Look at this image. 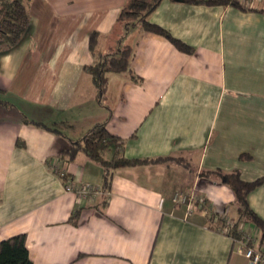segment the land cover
Instances as JSON below:
<instances>
[{
    "label": "crops",
    "instance_id": "0c3cea01",
    "mask_svg": "<svg viewBox=\"0 0 264 264\" xmlns=\"http://www.w3.org/2000/svg\"><path fill=\"white\" fill-rule=\"evenodd\" d=\"M124 3L27 0L25 35L0 50V242L24 234L32 264H250L241 241L264 254L260 232L243 223L241 240L228 236L220 222L236 219L233 193L200 173L264 177V12L162 0L148 19L191 46L186 54L138 28L121 38ZM94 32L97 53L133 47L140 82L108 73L98 97L86 71ZM100 123L126 159L181 157L190 166L119 167L104 189L98 163L59 158ZM67 179L101 192L79 198L65 191ZM177 192L193 193L195 208L175 204ZM248 203L264 221V184Z\"/></svg>",
    "mask_w": 264,
    "mask_h": 264
},
{
    "label": "trees",
    "instance_id": "16d2710c",
    "mask_svg": "<svg viewBox=\"0 0 264 264\" xmlns=\"http://www.w3.org/2000/svg\"><path fill=\"white\" fill-rule=\"evenodd\" d=\"M162 0H125L116 19V29L122 32L123 38L132 29L138 28L141 32H149L167 39L177 50L186 54H192L193 48L182 41L174 38L167 30L149 21V16L157 8ZM174 1V0H173ZM187 4L207 6H231L247 11L253 10L264 12V9H254L244 5L241 0H183ZM27 0H0V50L7 51L16 46L25 35L29 26V14ZM97 33H92L89 40V51L95 56L93 65L87 66L86 71L92 78L93 85L97 90L98 97L105 91L108 73L128 74L134 82L140 79L132 74L131 61L133 47L121 45L113 52L100 54L96 52ZM33 125L56 134L60 132L43 123L32 122ZM121 141L111 135L105 128V123L92 127L83 138L68 140V147L61 151L59 158L65 162H71L82 153L91 161L98 163L103 170V186L108 189L112 171L119 167H129L143 163H168L173 162L189 168V163L181 157H160L154 159H126L120 155ZM201 177H213L227 186L233 193V205L236 209V219L230 225L225 221L220 222V228L228 226L227 235L232 239L241 240L242 234L239 226L243 223L253 224L260 232L259 243H264V221L261 220L250 208L248 203L249 194L260 185L264 184V177L254 181H244L240 172L233 170L223 172L220 170L203 171ZM78 212L69 218L73 225L77 224ZM25 235L19 234L0 242V264H32L29 252L25 245ZM250 247L251 244L249 243Z\"/></svg>",
    "mask_w": 264,
    "mask_h": 264
},
{
    "label": "built area",
    "instance_id": "2783aa9c",
    "mask_svg": "<svg viewBox=\"0 0 264 264\" xmlns=\"http://www.w3.org/2000/svg\"><path fill=\"white\" fill-rule=\"evenodd\" d=\"M57 170V169H56ZM59 176L62 178L64 177V173L60 172ZM65 191L74 193L79 198H91L92 196L96 194H100L99 188H96L95 186L83 183V184H76L72 180L67 179L65 182ZM172 201L175 204H180L185 206L186 211L190 212L193 210L196 206V199L193 193L191 194H183V193H174ZM198 203H202L201 200L198 201ZM230 225L231 223H227ZM229 228L228 226L223 228V231L227 234ZM246 239V240H245ZM241 242H243V256L248 260L250 264H264V254L257 252L253 250L251 247H249V238H245Z\"/></svg>",
    "mask_w": 264,
    "mask_h": 264
},
{
    "label": "rangeland",
    "instance_id": "374dc122",
    "mask_svg": "<svg viewBox=\"0 0 264 264\" xmlns=\"http://www.w3.org/2000/svg\"><path fill=\"white\" fill-rule=\"evenodd\" d=\"M242 2H245L244 3V5L246 4V6H255V7H259L261 4L263 5L264 3H263V1L264 0H241ZM124 43H122L121 42V45H123ZM119 76H123L122 74H118ZM110 92H111V99L113 98V96H115V95H117L118 94V91H117V88H113V89H111L110 90ZM111 99H108L107 100V102L109 103V101L111 100Z\"/></svg>",
    "mask_w": 264,
    "mask_h": 264
},
{
    "label": "water",
    "instance_id": "95a60500",
    "mask_svg": "<svg viewBox=\"0 0 264 264\" xmlns=\"http://www.w3.org/2000/svg\"><path fill=\"white\" fill-rule=\"evenodd\" d=\"M174 1H176V2H182L183 0H174Z\"/></svg>",
    "mask_w": 264,
    "mask_h": 264
}]
</instances>
